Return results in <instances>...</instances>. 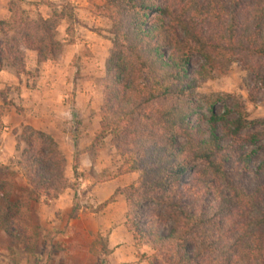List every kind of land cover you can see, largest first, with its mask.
Returning <instances> with one entry per match:
<instances>
[{"label": "trees", "instance_id": "trees-1", "mask_svg": "<svg viewBox=\"0 0 264 264\" xmlns=\"http://www.w3.org/2000/svg\"><path fill=\"white\" fill-rule=\"evenodd\" d=\"M9 12L11 20L0 21V70L9 66L25 74L27 52L38 64L61 57L53 17L30 19L11 6ZM96 15L110 23L114 49L100 129L88 152L98 154L110 138L122 159L117 176H138L122 192L124 226L137 259L264 264V160L248 186L228 172L233 163L247 169L251 157L264 152L258 146L264 121L252 130L245 104L199 93L215 72L238 63L253 77L248 102L264 99V0H104ZM20 139L25 149L19 165L29 191L14 199L8 171L1 170L0 230L30 250L37 230L29 204L44 199L49 205L69 188L67 160L52 137L31 126L22 128ZM78 162L76 152L75 179ZM143 247L152 255L140 254ZM101 251L109 253L106 246ZM93 254L105 264L102 254Z\"/></svg>", "mask_w": 264, "mask_h": 264}, {"label": "rangeland", "instance_id": "rangeland-1", "mask_svg": "<svg viewBox=\"0 0 264 264\" xmlns=\"http://www.w3.org/2000/svg\"><path fill=\"white\" fill-rule=\"evenodd\" d=\"M4 1L8 10L11 6L15 13L30 19L38 15L46 19L53 17L58 25L57 40L62 45V55L57 61L38 64L36 54L27 52L25 74L18 76L9 66L0 70L5 72L0 75V171L7 169L14 199L28 193L25 170L19 165L25 149L20 135L23 127L31 126L58 144L67 160L69 188L49 205L43 203L44 199L39 204H29V220L37 230L32 249H26L19 240L0 230V264H98L93 251L102 254L105 264H148L137 259L134 241L124 226L128 209L122 192L135 183L138 176H117L122 159L112 147L110 138L98 154L94 150L88 152L100 129L103 83L108 76L114 43L106 19L101 17L107 23L100 32L94 26L87 27L84 18L89 19L88 12L99 17L96 7L103 5L104 0H87L89 7H80L83 0ZM82 28L96 32L106 41L99 46L96 43V49L81 45L78 53L72 56L69 47L80 38ZM2 38L0 34V40ZM8 74L16 80L5 82L3 76ZM253 84L251 73L234 63L227 72H215L213 79L204 83L199 93L225 98L228 105L231 99L242 102L251 129L256 130L260 129L259 122L264 121V99L256 105L248 102ZM223 109V104L216 107L219 113ZM73 140L77 144L76 150ZM258 146L264 147V140ZM76 152L79 179L73 174ZM262 160L264 152H257L247 169L233 163L229 175L248 186L256 180L255 172ZM3 173L0 172V179ZM106 183H110L109 186L103 185ZM114 187L117 189L113 190ZM107 201L109 203L101 207ZM109 204L111 207L107 209ZM104 209L107 213H103ZM102 246H106L109 253L103 255ZM140 254L151 256L152 251L143 247Z\"/></svg>", "mask_w": 264, "mask_h": 264}, {"label": "crops", "instance_id": "crops-1", "mask_svg": "<svg viewBox=\"0 0 264 264\" xmlns=\"http://www.w3.org/2000/svg\"><path fill=\"white\" fill-rule=\"evenodd\" d=\"M28 1H32V0H28ZM89 5L90 4H89V2L87 0H83V3L80 4V7H89ZM80 12H82V11H80ZM88 16H90L89 19H87V18H84V19L86 20L85 25H87V27H89V28L94 26V29L100 30V29L103 28V25H106V23H107L106 20H104L103 18L93 16L89 12H88ZM10 17H11V13L9 12V10L7 8V3L4 0H0V21H8V20H10ZM100 32H101V30H100ZM79 37L80 38L77 39V42L73 43L69 47L70 49L68 50V52H72V56H75V53H78V49H79V47H81V45H83V46L89 45V46H92L93 49H96V43H97V46H99L100 44H102V42L106 41L103 37H101V35H98L96 32L90 31V29H85V28H82V30H81V32L79 34ZM97 49H100V48H97ZM2 74H5V72L4 71H0V75H2ZM3 79H4L5 82L8 81L9 83L11 81H13L14 79L16 80V78H14V77L11 78V75H9V74L6 77L3 76ZM125 176H127V175H125ZM121 177H124V176H121ZM109 184L106 183V184H103V185H108L109 186ZM116 189L117 188L114 187L113 190H116ZM93 191L95 192L96 190L94 189ZM59 201L60 200H58L56 202L59 203ZM109 207H111L110 204L108 205L107 209H109ZM107 209H104L103 213H107ZM127 234H129V233L127 232ZM130 237H131V235H130Z\"/></svg>", "mask_w": 264, "mask_h": 264}]
</instances>
